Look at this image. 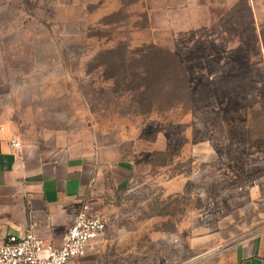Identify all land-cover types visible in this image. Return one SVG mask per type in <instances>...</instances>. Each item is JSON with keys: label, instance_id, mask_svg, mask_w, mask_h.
I'll list each match as a JSON object with an SVG mask.
<instances>
[{"label": "rangeland", "instance_id": "rangeland-1", "mask_svg": "<svg viewBox=\"0 0 264 264\" xmlns=\"http://www.w3.org/2000/svg\"><path fill=\"white\" fill-rule=\"evenodd\" d=\"M150 45L184 93L142 101ZM0 113L27 144L130 166L109 264H213L264 232V0H0Z\"/></svg>", "mask_w": 264, "mask_h": 264}, {"label": "crops", "instance_id": "crops-1", "mask_svg": "<svg viewBox=\"0 0 264 264\" xmlns=\"http://www.w3.org/2000/svg\"><path fill=\"white\" fill-rule=\"evenodd\" d=\"M13 135L0 113V245L10 236L24 235L32 220L37 233L59 247L84 204L103 215L109 198L127 187L131 169L124 161L106 163L91 150L27 144L20 137L22 145L16 148L10 144ZM104 235L72 264H109ZM215 250L206 263L264 264V232Z\"/></svg>", "mask_w": 264, "mask_h": 264}, {"label": "built area", "instance_id": "built-area-1", "mask_svg": "<svg viewBox=\"0 0 264 264\" xmlns=\"http://www.w3.org/2000/svg\"><path fill=\"white\" fill-rule=\"evenodd\" d=\"M13 147L22 143L17 135L10 140ZM109 225V219L89 211L84 204L67 229L59 247L48 244L36 230L32 221L24 235L10 236L0 245V264H72L73 259L84 254L87 246L101 238Z\"/></svg>", "mask_w": 264, "mask_h": 264}, {"label": "trees", "instance_id": "trees-1", "mask_svg": "<svg viewBox=\"0 0 264 264\" xmlns=\"http://www.w3.org/2000/svg\"><path fill=\"white\" fill-rule=\"evenodd\" d=\"M145 52L146 55L143 54L138 60L146 69V74L141 76V83L144 85H141V87H144L142 90V101L152 102V98L154 99L155 95L157 96L162 92L168 95L170 99H173L177 90L184 93V89L189 85V81L185 69L177 56L174 53L156 45L148 46ZM121 66H125V64L123 62L118 65L115 63L111 64V68L117 70H120ZM172 66H176L178 68V72L174 74V78L176 79L178 75L179 82H176L175 87L171 89H164V83L161 80L163 77L171 73ZM150 74L151 76L149 77ZM136 75L137 74L135 72L131 73L132 77Z\"/></svg>", "mask_w": 264, "mask_h": 264}]
</instances>
